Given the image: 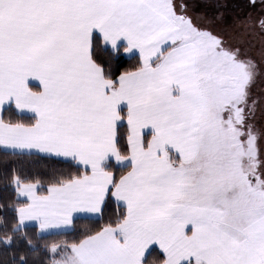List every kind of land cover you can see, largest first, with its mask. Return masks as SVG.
<instances>
[{
  "label": "snow or ice",
  "instance_id": "snow-or-ice-1",
  "mask_svg": "<svg viewBox=\"0 0 264 264\" xmlns=\"http://www.w3.org/2000/svg\"><path fill=\"white\" fill-rule=\"evenodd\" d=\"M247 7L0 0V150L69 165L10 169L0 264H264V0ZM78 214L101 223L34 242Z\"/></svg>",
  "mask_w": 264,
  "mask_h": 264
},
{
  "label": "trees",
  "instance_id": "trees-1",
  "mask_svg": "<svg viewBox=\"0 0 264 264\" xmlns=\"http://www.w3.org/2000/svg\"><path fill=\"white\" fill-rule=\"evenodd\" d=\"M241 4L244 5L243 2L235 4L237 7H234L235 11L239 10ZM130 63H132V61L125 56L123 62L120 64L121 69L128 66ZM12 167L17 168L21 175L28 176L38 171L42 173H50L53 170L67 169L69 165L60 159H43L29 157L27 155L19 156L0 150V214L9 218L12 216L11 205L14 204L16 200V193L8 182L10 169ZM112 207L114 209L115 205L113 204ZM99 223H101L99 220L77 218L72 230L68 232L60 233L59 236L44 235L42 237H33V239L34 242L42 248L46 242H51L55 238H59L60 236H67L69 238L78 236L84 230L96 227ZM27 231L32 233L35 229L34 227H29L27 228ZM24 243H26V241H21V247ZM30 258L36 260L37 264H39L43 259V254L40 253L37 256ZM0 259H10L9 251L3 246H0Z\"/></svg>",
  "mask_w": 264,
  "mask_h": 264
},
{
  "label": "rangeland",
  "instance_id": "rangeland-1",
  "mask_svg": "<svg viewBox=\"0 0 264 264\" xmlns=\"http://www.w3.org/2000/svg\"><path fill=\"white\" fill-rule=\"evenodd\" d=\"M228 1H230V0H228ZM201 2H202L203 5L207 6L206 10L209 12V14H211V12L213 11V6L215 5L216 2H218V0H201ZM219 2L223 3L224 0H219ZM228 4H229V9H228L229 14L239 13V12H242V11L243 12L250 11L249 8H246L247 5L244 6L243 4H241L240 5V9L238 11H235L234 7L237 8L236 5L233 4L232 1L229 2ZM256 10L259 11V3L258 2H257V9ZM254 54L257 56V59H259L258 52H256L254 50ZM262 67H264V64H262ZM261 80H264V76L261 77ZM258 84H259V81H258ZM256 91H257V94H260L261 90L259 88H257Z\"/></svg>",
  "mask_w": 264,
  "mask_h": 264
},
{
  "label": "flooded vegetation",
  "instance_id": "flooded-vegetation-1",
  "mask_svg": "<svg viewBox=\"0 0 264 264\" xmlns=\"http://www.w3.org/2000/svg\"><path fill=\"white\" fill-rule=\"evenodd\" d=\"M232 1V3H235V4H238V3H240V2H243L244 3V6H246V5H248V0H230V1H228L227 0V2L229 3V2H231ZM257 2L259 3V0H257ZM246 8H248V7H246ZM245 8V9H246ZM240 9V8H239ZM242 9V8H241Z\"/></svg>",
  "mask_w": 264,
  "mask_h": 264
},
{
  "label": "crops",
  "instance_id": "crops-1",
  "mask_svg": "<svg viewBox=\"0 0 264 264\" xmlns=\"http://www.w3.org/2000/svg\"><path fill=\"white\" fill-rule=\"evenodd\" d=\"M60 160H62V159H60ZM77 218H86V217L81 216V215L78 214ZM30 223H31V222H30ZM67 232H68V231H67Z\"/></svg>",
  "mask_w": 264,
  "mask_h": 264
}]
</instances>
